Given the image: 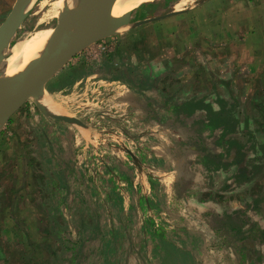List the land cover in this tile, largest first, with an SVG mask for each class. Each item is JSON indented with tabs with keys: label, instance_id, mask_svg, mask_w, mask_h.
<instances>
[{
	"label": "rangeland",
	"instance_id": "374dc122",
	"mask_svg": "<svg viewBox=\"0 0 264 264\" xmlns=\"http://www.w3.org/2000/svg\"><path fill=\"white\" fill-rule=\"evenodd\" d=\"M51 1L36 0L11 43L41 25L60 24L46 18ZM256 1L251 9L242 6L252 0L166 1V11L182 14L76 54L43 96L88 131L44 116L33 99L8 117L0 128V264H104L117 256H104L106 247L120 251V264H155L151 253L159 240L148 238L150 231L193 250L179 263L208 258L215 264L227 255L221 248L220 258L216 245L233 239V224L264 229V159L251 181L224 191L233 170L246 169L245 159L208 174L192 145L208 112L169 113L192 98L215 109L223 99L238 120L237 139H249L257 155L264 152V38L255 40L245 63L235 44L236 31L253 16L264 31V0ZM12 2H0V25ZM203 135L208 150L218 153V131ZM200 231L204 240L192 237ZM114 235L124 237L118 247ZM191 238L213 251L196 250L185 242Z\"/></svg>",
	"mask_w": 264,
	"mask_h": 264
},
{
	"label": "water",
	"instance_id": "95a60500",
	"mask_svg": "<svg viewBox=\"0 0 264 264\" xmlns=\"http://www.w3.org/2000/svg\"><path fill=\"white\" fill-rule=\"evenodd\" d=\"M116 1L95 0V7L85 13L91 18L86 26L81 25L80 9L74 8L67 19H61L60 24L55 27L56 34L37 57L12 75L0 73V110L5 114L3 124L29 99H33L35 106L44 116L86 127L79 119L50 113L40 103L39 98L44 95L46 83L76 54L97 41L120 35L145 22L139 19L141 12L139 7L136 8L138 21L131 22L134 9H129L119 16H113L112 10ZM128 1L125 0L126 3ZM35 2L36 0H17L0 25V59L3 58L5 50Z\"/></svg>",
	"mask_w": 264,
	"mask_h": 264
},
{
	"label": "trees",
	"instance_id": "16d2710c",
	"mask_svg": "<svg viewBox=\"0 0 264 264\" xmlns=\"http://www.w3.org/2000/svg\"><path fill=\"white\" fill-rule=\"evenodd\" d=\"M216 104L217 108L215 109L213 104L205 102L204 98H192L181 104L170 106L169 113L172 115L175 112L180 111L189 116L201 109L208 112L207 122L203 123L201 127L193 131L195 134V141L192 142L197 155L200 156V165L204 170L209 172L208 174L218 171L228 172L230 171V167L233 165L237 166L239 162L243 160V158L245 159L246 163H244V165L246 166V169L240 171L237 167V169L233 170L231 175L224 183L222 190L228 191L234 187H240L242 183H247L254 178V172L256 171L257 173V171H259L261 168L259 163L264 159V152L261 155H257L255 153L256 149H254V144L250 145L251 141L249 139L246 140L245 144L241 143L237 139V136H239L240 132H238V120L234 115L233 106H227L223 99H217ZM217 131L218 136L215 140V146L219 149V152L214 153L213 151L208 150L206 147L205 137L203 134L207 133V137H211ZM247 144H249V147ZM246 147L247 150L245 153L244 150ZM259 149L264 151V136L263 142L259 144ZM227 158L230 159L226 161ZM231 183L233 186L229 187V184ZM36 207L39 208V206ZM113 237V242L118 247L124 237L118 238L117 236L115 237V235ZM158 240L159 241L156 242L157 246H159L162 251V256L159 254V252H152V257H162L163 260L166 261L165 264H174V261L179 263L178 259L180 258V253H177L174 249V246L171 242L172 240L168 239L167 237ZM116 249L113 250V248L108 247L103 249L102 254L104 256H110L111 254L117 255L112 261H107L106 259L104 264H120V251L117 252Z\"/></svg>",
	"mask_w": 264,
	"mask_h": 264
},
{
	"label": "crops",
	"instance_id": "0c3cea01",
	"mask_svg": "<svg viewBox=\"0 0 264 264\" xmlns=\"http://www.w3.org/2000/svg\"><path fill=\"white\" fill-rule=\"evenodd\" d=\"M16 1L17 0H13L12 8L15 5ZM166 1H170V0H153V1L144 2L141 5H139L138 7L141 10L140 19L145 21L144 23H148V22L150 23L152 21L162 20L164 18H168V17H172L174 15H177L180 11L178 12V10H176V9H174L172 11H169V10L166 11V9L169 7V5L163 4V2H166ZM248 1H251V0H248ZM256 2H257L256 0H252L251 4L246 5V6L243 5L242 7H244V9H251L253 7H256V5L259 4ZM161 3H162V5H161ZM12 8H11V10H12ZM202 8L206 9V12L202 11V13L205 14V13L209 12L208 7L207 8L202 7ZM11 10H10V12H11ZM157 12H159L160 15H158ZM256 12H257V10H256ZM261 13L264 15V10L261 11ZM180 14H182V13H179L178 15H180ZM258 20H260V19L258 18ZM258 20L255 16H253L246 23H243L244 27L240 31L241 34L238 33V31H236L238 34L235 33V36H239V39L238 40L236 39L235 44L238 46V48H240V55L243 56L242 57L243 63H245L247 61L249 53H251L253 51V49H255V46H256L255 40H257L258 38H260V39L264 38V31H259V29H258V25L256 23ZM142 24H140L139 26H141ZM263 30H264V27H263ZM251 35H254V38H251ZM244 41H245V44L243 43ZM246 42H247V44H246ZM245 53H246V55L244 57ZM249 57H251V56H249ZM82 129H84V131H88V126L86 125V127H82ZM133 184L134 183H132L131 187L133 186ZM257 226L258 225H256V224H250L249 226L246 227L245 224H239L238 223L235 227V225L233 224V229H234L233 231L235 232V234H233V236H234L233 239H231V241H229V242L224 241V242H222V243L220 242L219 244L216 245V247L218 249V256L220 258H221V254H220L221 252L219 253V251H222L221 248L227 249L226 251H224L227 253V255H226V257H224V259L216 261L215 264H264V229L262 230V229H260V227H257ZM184 232H186V231H184ZM256 232H260V233L257 234ZM158 233H156L155 231H150L148 233L147 237L148 238L152 237V239H162V238L164 239L165 237H167V238L170 237L169 235H167V233H163L164 235H161ZM170 234H172V233H170ZM184 235L188 236V234H186V233ZM203 236H206L205 233L203 231H200L199 235L196 234L192 237H200V239H202ZM225 236L226 235H223V237H225ZM192 239L193 238H191L190 241H185V242H187L188 244L190 243V245H195L196 250L202 249V252H205V253L213 251L214 246L209 245L208 242L204 241V243H201V244H192L193 243ZM204 239L205 238H203V240ZM170 240H172V239L170 238ZM226 242L228 244L227 246L224 247V246L220 245V244L225 245ZM172 244H173L176 252L180 253V257L183 256V254L186 255L188 252H190L191 254L193 252V250L187 251L186 247L185 248L180 247L181 245H177V243L175 241H174V243L172 242ZM152 252L153 253L159 252V254L162 253L159 246H157V243H156V246H154ZM207 259L208 258L204 259L205 260L204 264H214L213 262L209 261V259L208 260ZM154 262H156L155 264H165L166 261H164L162 257H157ZM175 263L181 264V263H177L174 261V264ZM192 263L195 264V261H193V259H192ZM147 264H150V263L147 262ZM184 264H185V262H184Z\"/></svg>",
	"mask_w": 264,
	"mask_h": 264
},
{
	"label": "bare ground",
	"instance_id": "6f19581e",
	"mask_svg": "<svg viewBox=\"0 0 264 264\" xmlns=\"http://www.w3.org/2000/svg\"><path fill=\"white\" fill-rule=\"evenodd\" d=\"M148 1L149 0H129L126 3L125 0H117L113 7L112 15L119 16L125 11L135 9L142 3ZM95 5V0H52L46 11V18L65 20L69 17L71 11L77 7L80 9L81 25L86 26L89 24L91 18L85 13L89 9L94 8ZM56 32L57 28L55 27L41 25L39 28L32 31L30 30V32L15 39L9 44L5 50L3 58L0 59V73L6 75L16 73L19 69L39 55V53L49 44ZM39 100L50 113L60 115L59 107L49 97L42 96ZM4 116V112L0 110V126L4 122Z\"/></svg>",
	"mask_w": 264,
	"mask_h": 264
},
{
	"label": "flooded vegetation",
	"instance_id": "af4514ba",
	"mask_svg": "<svg viewBox=\"0 0 264 264\" xmlns=\"http://www.w3.org/2000/svg\"><path fill=\"white\" fill-rule=\"evenodd\" d=\"M136 14H137V16H138V12H137V10H136ZM140 15H141V12H140Z\"/></svg>",
	"mask_w": 264,
	"mask_h": 264
}]
</instances>
